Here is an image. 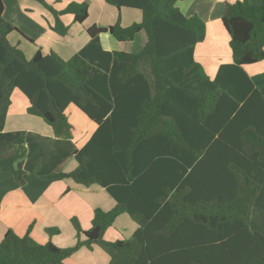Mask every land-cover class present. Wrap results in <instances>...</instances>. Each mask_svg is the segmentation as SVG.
<instances>
[{"label":"trees","instance_id":"obj_1","mask_svg":"<svg viewBox=\"0 0 264 264\" xmlns=\"http://www.w3.org/2000/svg\"><path fill=\"white\" fill-rule=\"evenodd\" d=\"M0 0V111L7 112L14 91L30 102L28 113L42 118L54 135L70 140L67 116L77 107L98 126L74 154L78 167L43 179H71L105 188L117 206L95 211L92 227L71 248L41 245L9 231L0 244V264H66L82 247L102 245L109 264H264V88H256L243 67L264 60V0L227 3L223 25L233 63L211 80L195 61L206 23L187 17L184 0H105L117 9H137L142 21L129 27H90V42L69 60L38 50L28 58L9 35ZM55 17L52 30L66 36L61 20L73 15L83 24L89 4L62 11L49 0H35ZM145 32L138 53L106 51L100 36L120 43ZM26 156L16 143L0 170L23 183L16 164ZM127 213L138 225L123 241L106 242V231ZM59 233L58 230H52Z\"/></svg>","mask_w":264,"mask_h":264},{"label":"crops","instance_id":"obj_2","mask_svg":"<svg viewBox=\"0 0 264 264\" xmlns=\"http://www.w3.org/2000/svg\"><path fill=\"white\" fill-rule=\"evenodd\" d=\"M49 1L54 3L57 11H62L71 3L87 2L89 18L85 23L79 24L73 15L61 16V20L69 27L68 34L61 36L52 30L55 24L54 15L39 2L35 0H15L14 4L11 1L4 2V18L24 36L35 41V44H31L17 32L8 37L12 45H20V49L28 58H32L40 49L44 55L55 52L64 60H69L90 42L87 32L90 27L94 25L111 27L119 23L118 20L123 27H129L142 21L140 10L130 8L114 10L105 0ZM91 1L94 2L93 5ZM236 1L239 0H184L178 4V8L185 16H197L207 25L206 38L196 46L194 57L211 80L217 77L221 66L233 63L230 37L222 19L225 5ZM45 20L49 28L46 27ZM145 35L143 31L132 42L120 43L106 33L100 36V40L106 51L136 53L134 52L136 41ZM142 39L143 49L147 36L146 39ZM243 70L256 88H264V60L244 66ZM18 92L22 96L17 94ZM29 106V100L20 91H14L9 110L5 113L0 111V147L6 144L11 148L4 157L7 159L12 156L13 147L19 140H25L24 146L27 149V157L17 163L18 168L25 172L23 183H19L8 172L0 170V244L9 231L23 237L32 227L30 235L37 243L41 245L53 243L59 248H68L77 242L73 219L79 222L83 231H89L95 211L98 209L111 211L117 206V202L99 185L86 187L70 179L49 182L43 177L57 171L66 173L74 171L78 167L75 152L88 143L98 126L77 107L70 106L67 113L74 127L73 138L70 140L59 138L42 118L28 113ZM137 228L138 225L132 218L124 213L106 231L104 238L109 242L123 241L125 235L131 238ZM49 229H57L59 233L50 236ZM100 252L97 247L93 250L82 248L72 255L66 264H109L110 256L106 257Z\"/></svg>","mask_w":264,"mask_h":264},{"label":"rangeland","instance_id":"obj_3","mask_svg":"<svg viewBox=\"0 0 264 264\" xmlns=\"http://www.w3.org/2000/svg\"><path fill=\"white\" fill-rule=\"evenodd\" d=\"M6 1H11V3H13L14 4V2L13 1H15V0H5L4 2H6ZM92 2V5L94 4V2L93 1H91ZM90 2V3H91ZM98 8L100 7V6H97ZM112 9H116V7L115 6H113L112 7ZM95 10V9H94ZM119 10V9H118ZM9 14V12H7V15ZM93 16V15H92ZM95 18V17H94ZM93 18V19H94ZM93 19H92V21H93ZM6 21H7V19H5ZM91 21V22H92ZM7 22H9V23H11L10 21H7ZM45 22V24H46V27L47 28H49V25H48V22L45 20L44 21ZM91 22H89V23H91ZM117 22H119L120 23V21L118 20ZM118 24V23H117ZM121 24V23H120ZM89 25V24H88ZM116 25V24H115ZM56 33V32H55ZM56 34H58V33H56ZM142 38H145L146 39V35H145V37H140L137 41H136V47L134 48V52H136V53H138V51L140 50V49H142V47H141V41L143 40ZM114 40H116V39H114ZM35 47H37V46H35ZM141 47V48H140ZM40 50V49H39ZM17 91V90H16ZM17 94H19V95H21L19 92L17 93ZM22 96V95H21ZM73 106V105H72ZM75 107V106H74ZM67 116H68V118H69V115H68V113H67ZM52 128V127H51ZM53 130V129H52ZM53 134H54V131H53ZM73 134H74V128H73ZM19 141H22L23 143H24V145H25V140H19ZM18 142V141H17ZM16 142V143H17ZM16 143H15V147H13V154L16 152L15 151V149H16ZM25 147V146H24ZM11 151V148H9V146L8 145H6V144H3V146H1L0 147V158H3V159H6L5 157H4V155L7 153V152H10ZM25 151H26V156H25V158L27 157V149H26V147H25ZM13 154H12V156H13ZM12 156H10V157H12ZM24 158V159H25ZM16 168H18V166H17V164H16ZM9 174H11V173H9ZM12 175V174H11ZM71 180V179H70ZM59 181H61V180H59ZM74 220H76V219H73L72 220V222H73V225H74V227H75V229H76V226H75V223H74ZM78 222V221H77ZM78 224H79V222H78ZM79 226H80V224H79ZM81 227V226H80ZM52 230H57V229H52ZM76 231H77V242L74 244V245H72V246H70V247H68V248H71V247H74V246H76L80 241H85V236H84V234H82V235H79V232H78V230L76 229ZM48 233L50 234V236H53V235H56V233H53V232H51L50 231V229L48 230ZM125 237L126 238H124L123 240L125 241V240H128V239H130V237H127L126 235H125ZM104 241H106V242H109L106 238H104ZM94 247H97V248H99V250L101 251L100 252V254H102V255H105L106 257H108L109 255H108V253L105 251V249L102 247V245H99V244H95V245H93V247L90 249L89 247H82V248H85V250H93L94 249ZM65 248H67V247H65ZM81 248V249H82ZM80 249V250H81ZM79 251V250H78ZM77 251V252H78ZM76 252V253H77ZM103 252V253H102ZM98 256H100V255H98Z\"/></svg>","mask_w":264,"mask_h":264}]
</instances>
